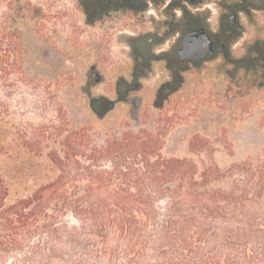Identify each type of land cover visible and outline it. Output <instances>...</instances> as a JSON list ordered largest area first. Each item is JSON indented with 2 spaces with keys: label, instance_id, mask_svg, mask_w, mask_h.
<instances>
[{
  "label": "rangeland",
  "instance_id": "obj_1",
  "mask_svg": "<svg viewBox=\"0 0 264 264\" xmlns=\"http://www.w3.org/2000/svg\"><path fill=\"white\" fill-rule=\"evenodd\" d=\"M208 0L194 5L182 27H172L174 12L151 14L146 22L148 43L139 46L138 22L96 25L93 13L75 8V0H0V118L6 153L0 173L9 187V200L27 197L53 178L56 168L47 153L59 140H44L42 153L25 140L47 131L87 125L98 136L134 130L146 121L155 129L167 112L174 127L166 137V155L197 162L212 157L228 167L249 156L264 154V69L256 66L257 36L264 37V10L251 5L238 12L241 33L226 52L193 62H180L174 41L200 20L219 30L227 11L210 9ZM217 3V4H216ZM228 22V21H227ZM142 42V43H141ZM149 45V44H148ZM173 47V48H172ZM168 49V50H164ZM110 101L98 111L94 105ZM205 136L213 149L192 153L194 134ZM211 154V155H210Z\"/></svg>",
  "mask_w": 264,
  "mask_h": 264
},
{
  "label": "trees",
  "instance_id": "obj_2",
  "mask_svg": "<svg viewBox=\"0 0 264 264\" xmlns=\"http://www.w3.org/2000/svg\"><path fill=\"white\" fill-rule=\"evenodd\" d=\"M146 123L101 137L67 121L26 139L42 153L62 136L47 153L53 178L31 195L10 201L0 173V264H264V154L228 167L169 156L168 113ZM211 146L189 141L198 155Z\"/></svg>",
  "mask_w": 264,
  "mask_h": 264
},
{
  "label": "flooded vegetation",
  "instance_id": "obj_3",
  "mask_svg": "<svg viewBox=\"0 0 264 264\" xmlns=\"http://www.w3.org/2000/svg\"><path fill=\"white\" fill-rule=\"evenodd\" d=\"M203 1L208 0H75V8L83 13L91 11L96 25L102 28L108 22L117 23L118 21H122L124 23H129V20L138 22L137 27L139 28V33H137V35L132 33L134 35H130L128 38L138 37L140 41H144L142 47L141 44L138 45L140 48L139 50H144V54L147 50V53L149 54L153 52L150 45H153L155 43V38L161 35L157 33V31H154L157 35H152V37L149 38L148 43L145 42L146 36L152 33L151 30H146V22L149 17H152L151 14L159 16L158 13L161 12H174L176 21L172 27H175L176 32L178 33L179 30L177 27H182V25L189 20L191 12L194 10V5ZM249 5H251V8L253 9H259L260 11L264 10V0H222L218 4L219 8L215 7L213 3L209 4L210 9L216 11L221 9L229 13L223 15L222 23L225 22L227 25L222 24L219 30H208L200 20H192L191 27L183 34L178 35V38L175 39L173 45V47H175L174 55L182 63L198 61L189 58L183 59L179 54V50L183 48V38L190 31L200 28H204L213 39V47L216 49L215 54L226 52L228 42L241 33L240 28H236V25L239 23L238 12L246 10ZM256 40L257 50L254 59L256 60V66L264 69V37L257 36ZM164 50L168 49L164 48Z\"/></svg>",
  "mask_w": 264,
  "mask_h": 264
},
{
  "label": "water",
  "instance_id": "obj_4",
  "mask_svg": "<svg viewBox=\"0 0 264 264\" xmlns=\"http://www.w3.org/2000/svg\"><path fill=\"white\" fill-rule=\"evenodd\" d=\"M213 43V39L204 28L195 29L183 38V48L179 50V54L183 59H204L216 53Z\"/></svg>",
  "mask_w": 264,
  "mask_h": 264
}]
</instances>
